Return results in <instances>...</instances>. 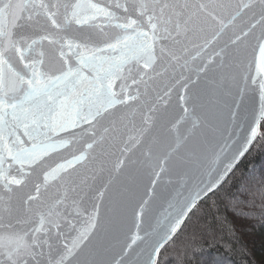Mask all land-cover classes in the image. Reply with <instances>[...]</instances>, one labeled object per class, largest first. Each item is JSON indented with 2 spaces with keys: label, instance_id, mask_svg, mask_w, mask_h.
<instances>
[{
  "label": "water",
  "instance_id": "obj_1",
  "mask_svg": "<svg viewBox=\"0 0 264 264\" xmlns=\"http://www.w3.org/2000/svg\"><path fill=\"white\" fill-rule=\"evenodd\" d=\"M96 2L111 15L77 24L66 0H45L55 25L43 7L0 2L4 39L26 49L8 48L2 61L9 140L13 150L37 145L31 162H4L22 183L11 192L0 184V195L11 197L0 232L31 240L44 216L53 256L87 230L67 264H149L178 202L225 142L250 123L249 131L261 132L264 98L252 65L264 44V0L197 5L187 24L180 17L179 30L166 16L153 29L137 15L140 0ZM19 108L34 111L37 123L13 119ZM57 213L62 235L53 226ZM35 251L28 264H47L48 248Z\"/></svg>",
  "mask_w": 264,
  "mask_h": 264
},
{
  "label": "snow or ice",
  "instance_id": "obj_2",
  "mask_svg": "<svg viewBox=\"0 0 264 264\" xmlns=\"http://www.w3.org/2000/svg\"><path fill=\"white\" fill-rule=\"evenodd\" d=\"M23 2L32 4L37 8L43 7L45 15L53 21L54 25L57 23L55 19L57 13L48 10L45 0H23ZM140 2L143 7L138 9L137 15H145L153 29L158 24L164 23L166 16L167 22H171L175 18L176 27L179 30L183 27L180 23L181 16H185L184 24H187L196 15L197 5H199V10H206L209 4L215 5L217 0H207V4L203 0H195V3L193 0H140ZM66 4L71 5L68 15L69 21H75L77 24L87 23L90 20L98 18L100 15L106 17L111 15L96 0H66ZM157 6H159L158 9ZM36 15H39V12ZM129 19L132 24H135V17H130ZM114 23L120 22L114 20ZM164 30L166 31L167 29L165 28ZM0 43L6 44L5 48H0V72H2V61L8 48L14 47L21 55H23L26 49L21 48L18 43H15L11 39L6 41L2 29H0ZM258 49L252 65L255 73L253 81H259L262 98H264V44L258 45ZM40 90L37 89V91ZM6 107L8 106L0 99V184H3L5 189L11 192L10 185H19L22 183V179H16L7 174L4 167L5 160L16 158L17 162L21 164L31 162V159L36 155L34 149L37 145L25 147L21 144L13 150L12 143L9 140L11 131L8 130L5 123L4 109ZM13 119L17 121L31 119L33 123H37L38 116L34 111L19 108L13 114ZM20 126L24 127L25 125L21 124ZM253 127V124L250 123L249 130ZM249 130H246L245 134L237 140L225 142L217 158L213 161L212 166L202 173V178L178 202L169 218L166 229L151 246L148 254L149 264H159L162 252L175 240L177 234L192 213L198 211L199 204L211 196L210 194L219 191L227 176L231 174L246 153L252 149L257 140L264 139V134H257ZM79 159H83V157L69 160L60 167H73ZM262 195H264V192H262ZM10 200V196L4 197L0 195V221L4 219V212L7 211ZM49 216H52V213H49ZM47 223H52V221L46 220L44 216H40L39 221L32 228L34 235L31 240L28 238L27 233L0 232V264H28L26 258H35L37 256L35 250L43 247H47L49 250L47 264H67L75 256V252L79 249L82 241L87 238V230L82 229L80 234L72 240L71 244L65 243V249L62 253L53 256L51 254L53 243L52 239L47 235L49 232V228L46 227ZM53 226L57 228L56 235H62L58 231L59 213L56 214V221ZM42 235L44 237L43 240L40 238ZM41 254L43 253L41 252ZM36 264H40L39 260L36 261Z\"/></svg>",
  "mask_w": 264,
  "mask_h": 264
},
{
  "label": "trees",
  "instance_id": "obj_3",
  "mask_svg": "<svg viewBox=\"0 0 264 264\" xmlns=\"http://www.w3.org/2000/svg\"><path fill=\"white\" fill-rule=\"evenodd\" d=\"M260 134H264V122ZM264 139L194 211L159 264H264Z\"/></svg>",
  "mask_w": 264,
  "mask_h": 264
}]
</instances>
